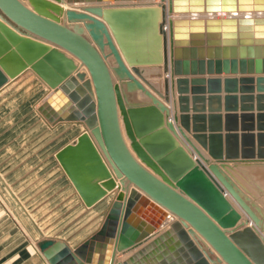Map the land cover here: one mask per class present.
<instances>
[{"label": "water", "instance_id": "1", "mask_svg": "<svg viewBox=\"0 0 264 264\" xmlns=\"http://www.w3.org/2000/svg\"><path fill=\"white\" fill-rule=\"evenodd\" d=\"M28 1L31 7L0 0V87L29 67L36 71L52 88L39 105L42 114L51 123H84L57 152L83 200L90 206L115 192L100 228L78 245L40 241L49 262L264 264V132L255 150L254 132L206 133L196 122L204 114H193V124L182 116L211 159L181 129L194 150L185 144L165 103L169 74L257 72L226 76V90L235 92L238 82L264 87V0ZM221 81L178 76L180 110H189L190 83L220 91ZM139 89L148 100L131 98ZM253 116L241 114L243 121ZM209 118L214 127L220 115ZM226 119L237 130V114ZM240 156L248 160H226ZM166 218L169 225L156 231Z\"/></svg>", "mask_w": 264, "mask_h": 264}, {"label": "crops", "instance_id": "2", "mask_svg": "<svg viewBox=\"0 0 264 264\" xmlns=\"http://www.w3.org/2000/svg\"><path fill=\"white\" fill-rule=\"evenodd\" d=\"M153 1L158 2L159 0H146V1L145 0H127V1L120 0L119 3H126V2L127 3H147V2H153ZM25 3L31 7L28 0H25ZM111 3H118V1H114ZM83 4L84 3H73L72 5H76L77 7H80L79 5H83ZM65 53L68 56L73 57L78 63V65H80V60H78V58H76L70 52L66 50H65ZM259 74L261 73H257V72H254V73L235 72L234 73V72H225V71L220 72V73L206 72L204 74H197V75H193V74H188V75L173 74L171 75L169 74L170 78H172V80L170 79V83H169L170 101H165V100L164 101L169 106V109H170V120L173 121L174 125L179 131V134L181 135V138L185 141V144H187L189 148L194 150L191 144L188 143V141L182 136L181 129H183L187 133V135L191 138L193 143L204 154H206L208 157L213 159L209 155L208 149L204 148L198 142V140H196V138L193 136L192 131L187 130L185 127L182 126V123H181L182 116H186V118L188 117L191 123L193 124L192 122L193 114H204L205 115L204 120L197 119L196 121L197 123L204 124V130H205L204 132L206 133L221 132L224 136L227 132H239V134H241L242 132H254L255 133V137H254L255 150H257V144H258L257 134L259 132H264V116L260 118L258 117L259 113L264 114V87H259L257 82L253 81L252 83H249L250 88H243L244 84L242 82H238L237 90L235 92L227 91L224 78L226 76H245V75L257 76ZM178 76L220 77L222 78L221 85H220L221 86L220 91L211 90L208 87V83H204V87H205L204 90H201V91L196 90L193 88V84L190 83L187 93H184V94H188L189 96V100H188L189 110L181 111L179 100H178V96H179L178 85L175 82V79ZM262 86H264V82H262ZM51 89H52L51 86L31 67L25 69L24 71H22L21 73H19L13 78L10 77L9 81L0 87V154H15L13 159L18 160V161L26 160V157L24 154H42L41 150H38L39 152H37L36 150L27 151V143L28 142L37 143V135H38L39 143H42V127L47 128L49 132L55 135V138L53 139L56 142H59V140L61 139L63 144L60 147H58V149H56V152L61 147H63L65 144L75 139L83 130H85L84 123L81 121H60L57 123H51L42 114V112L39 110V105L42 103L43 98L45 97L47 93L51 91ZM229 93L237 94L236 95L237 99L235 100L233 98V99L228 100L227 102L225 96L226 94H229ZM218 94L220 96L219 99L213 98L212 100H210L209 96H218ZM242 94H246L248 97L242 98L241 97ZM194 95H199V96L204 95L205 97L204 99L200 98L198 100H193ZM258 95H261L260 98H258ZM140 98L141 99L144 98L148 100L147 96L144 97L143 95H141ZM140 98L136 99L135 97H133L132 99L138 100ZM211 113L215 115H220V118H213L212 126L214 127H211V123H210L209 114ZM227 113L237 114V122H236L237 130L232 129L235 127H232L231 123H229L230 127L229 128L227 127V119H226ZM242 113L253 114L254 116L253 118H250V117L245 118L243 121L241 117ZM44 118L47 119L48 122L44 120ZM243 123L244 124L252 123V128H247V125L245 128H243ZM122 126L124 129L123 123H122ZM224 136H222V139L224 140L223 141V152L225 154V137ZM126 138H127V141L129 142V139L127 136ZM262 140H263L262 148L264 149V138ZM239 142H241V136L239 137ZM245 147H251L250 142H248V144H246ZM230 148L234 150L235 144L232 143L230 145ZM239 149L241 150L240 146H239ZM254 158H259V157H254ZM226 160H228L229 162H234V161H241V160H248V159L242 158L240 156L237 158H227ZM113 198L114 197H110L108 200L105 199L103 202V203H106L107 205V208H106L107 211H108V208ZM105 216L100 226L102 225L105 219ZM174 218H176V216H174ZM167 221H168V218L165 219L164 223L158 229H156V231L162 230L163 228L167 227L169 225V222L167 223ZM26 223L27 222L24 221V219L23 221L20 220L22 229H24L25 232L20 233V235L22 236H18L16 240L17 239L20 241L27 240ZM8 237H9L8 235H3L2 241L3 242L6 241ZM30 237L32 238V240H34V237H37V236H34V237L30 236ZM61 239L65 240L71 247L78 245L80 242L84 240L82 239L78 243H73V241H70L66 237H62ZM13 240H15V238H13ZM6 245L7 244L0 247V264H51L49 260L46 258V256L43 254L42 250L33 244L28 245L25 242L24 244L22 245L19 244L17 247H14V248H11V245H8L6 247ZM135 250L130 251L126 255H121V252H118L117 257L120 259H124ZM148 261L150 260L147 259L146 262Z\"/></svg>", "mask_w": 264, "mask_h": 264}, {"label": "rangeland", "instance_id": "3", "mask_svg": "<svg viewBox=\"0 0 264 264\" xmlns=\"http://www.w3.org/2000/svg\"><path fill=\"white\" fill-rule=\"evenodd\" d=\"M53 138L42 127V143L38 135L37 143H27V151L41 150L42 154H24L25 161L13 159L15 154H0V247L14 248L26 242L40 248L41 240L62 237L78 243L99 228L107 212L103 202L115 192L87 205L57 157L61 139ZM23 219L27 240L20 241L16 238L25 232L20 224ZM3 235L9 236L4 242ZM30 236L37 237L32 240Z\"/></svg>", "mask_w": 264, "mask_h": 264}, {"label": "bare ground", "instance_id": "4", "mask_svg": "<svg viewBox=\"0 0 264 264\" xmlns=\"http://www.w3.org/2000/svg\"><path fill=\"white\" fill-rule=\"evenodd\" d=\"M145 1H146V0H145ZM65 6H69V5H68V4H65ZM223 14L226 15L227 12H226V13H224V12L218 13L219 16H221V15H223ZM110 61H111L112 63H114V60H113L112 58H110ZM131 94H132V98L135 97L136 99H137V98H140L141 95H143V96L145 97V95L143 94L142 90H140V89H139V90H136V91H134V92H131ZM138 100H145V99H144V98H143V99L140 98V99H138ZM82 149L86 152V147H85V146H83ZM81 154H84V153L81 151ZM170 220H172V219H170ZM168 222H170V221H167V223H168ZM164 225H165V224H164ZM162 227H163V226H162ZM162 227H161V228H162ZM164 227H165V226H164ZM163 229H164V228H163ZM163 229H162V230H163ZM152 238H153V237H152ZM134 250H135V249H134ZM131 251H132V250H131ZM129 252H130V251H128V252L125 253V254L123 253V254H121V255H126V254H128ZM133 252H134V251H133Z\"/></svg>", "mask_w": 264, "mask_h": 264}, {"label": "built area", "instance_id": "5", "mask_svg": "<svg viewBox=\"0 0 264 264\" xmlns=\"http://www.w3.org/2000/svg\"><path fill=\"white\" fill-rule=\"evenodd\" d=\"M154 2V1H153Z\"/></svg>", "mask_w": 264, "mask_h": 264}]
</instances>
